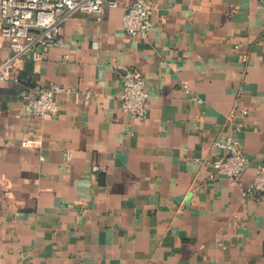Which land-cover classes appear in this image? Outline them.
Here are the masks:
<instances>
[{"label": "crops", "instance_id": "crops-1", "mask_svg": "<svg viewBox=\"0 0 264 264\" xmlns=\"http://www.w3.org/2000/svg\"><path fill=\"white\" fill-rule=\"evenodd\" d=\"M131 1L75 13L19 63L31 86L69 87L56 115L0 80V264H264V193L246 192L264 163V0H153L145 37L123 26ZM134 69L140 118L119 100ZM229 135L249 156L235 183L214 165Z\"/></svg>", "mask_w": 264, "mask_h": 264}, {"label": "built area", "instance_id": "built-area-1", "mask_svg": "<svg viewBox=\"0 0 264 264\" xmlns=\"http://www.w3.org/2000/svg\"><path fill=\"white\" fill-rule=\"evenodd\" d=\"M119 3L120 0H1L0 38L9 40L12 53L0 62V80L24 83L20 95L28 113L41 117L56 115L61 109L59 94L69 90V87L59 83L31 86L26 77L17 73L19 63L30 53L37 61L44 59L52 45L62 44L64 23L75 13H94L97 18H101L106 7H114ZM155 7L153 0H132L123 14L126 31L147 36L153 25ZM242 58L247 60V54L243 53ZM148 97L146 78L140 70L134 69L124 78L123 90L119 93L120 105L131 117H144ZM194 98L201 100L198 95H194ZM246 113L247 109L241 108L243 117ZM242 125L243 122H240L239 126ZM36 143L35 139L29 137L22 140L24 145ZM216 143L222 151L214 159L215 167L232 182H239L249 162L240 140L229 135ZM256 190L264 193V163L257 166L253 183L246 192L251 194Z\"/></svg>", "mask_w": 264, "mask_h": 264}]
</instances>
